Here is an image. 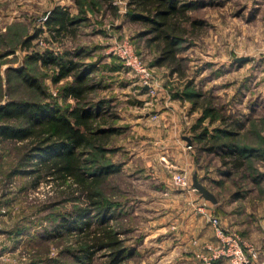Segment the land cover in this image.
I'll use <instances>...</instances> for the list:
<instances>
[{"label":"rangeland","instance_id":"1","mask_svg":"<svg viewBox=\"0 0 264 264\" xmlns=\"http://www.w3.org/2000/svg\"><path fill=\"white\" fill-rule=\"evenodd\" d=\"M19 1L8 2L5 7L18 10L0 19V103L37 101L60 112L75 105L76 100L63 93L72 77L54 81L57 68L35 56L46 57L50 51L66 57L68 51H85L79 59L71 56L94 66L89 76L96 87L85 102L98 109L99 116L109 117L116 129L108 143L86 150L83 158L104 167L105 177L97 189L109 206V224L130 251L118 264H205L201 254H208L206 247L214 239L174 240L173 233L180 230L171 225L181 214L167 213L162 204L167 199L161 186L166 182L161 179L164 173L172 175V190L187 189L190 173L215 190L223 209L206 198L197 203L189 195L184 214L188 216L190 210L208 219L199 209L203 207L216 215L224 227L257 249L250 264H264V0H180L191 6L185 12L190 20H183L186 32L176 39V60L162 64L151 31L153 16L142 12V19L132 18L140 11L131 0H73L75 31L56 37L44 23L52 0H23L22 10ZM36 32L22 47V41ZM124 41L149 68L152 91L115 50ZM21 70L38 80L42 93L23 81ZM174 99L188 102L194 112L185 135L191 144L184 138L191 154L189 172L169 165L168 157L153 150L158 147L162 154L165 149L156 131V105ZM137 118L140 129L132 130ZM13 124L26 122L20 119ZM229 131L239 144L259 146V154L238 157L226 147L209 148L214 135L225 137ZM39 144L0 138V264L84 263L85 220H91V230L97 219L93 212L81 215L88 199L73 177L60 178L43 170L42 162L50 156ZM235 160L243 165L232 167ZM178 174L187 185L176 183ZM226 197L235 202L228 204ZM232 211L238 214L236 226L234 220L221 217ZM72 218L78 223L69 229L65 222ZM150 233L152 239L145 238ZM105 252L96 250L92 264H102Z\"/></svg>","mask_w":264,"mask_h":264},{"label":"trees","instance_id":"2","mask_svg":"<svg viewBox=\"0 0 264 264\" xmlns=\"http://www.w3.org/2000/svg\"><path fill=\"white\" fill-rule=\"evenodd\" d=\"M137 11L132 18L142 19V12L152 15L151 28L154 40L161 49L159 63L176 60L177 37L186 32L183 20H190L186 10L191 6L180 3V0H131ZM184 18L181 19L180 16ZM145 18V17H144ZM78 22L76 17L63 7L56 6L45 19L47 30L54 37L75 31L73 26ZM196 24L195 22H191ZM36 33L28 35L21 46L24 47L28 41L35 37ZM46 57L35 56L44 65L57 68L54 81L71 76L72 80L63 86L64 95H69L76 100L75 105L66 107L63 112L60 108L48 103L29 101L22 99L7 100L0 103V138L3 140H32L33 144L39 142V149L49 151L50 158L43 161V170L56 174L60 178L73 177L85 193L87 210L82 213H94L97 219L96 226L89 230L91 220H85L88 227L87 240L83 248L86 251V260L80 264H92V255L96 250L104 249L106 259L102 264H118L126 258L130 251L124 245L117 231L109 224L106 216L109 206L102 202L101 193L97 185L105 177L104 167L101 164L93 165L90 160L83 158L86 150L101 148L103 144L110 141L113 133H116L113 124L109 123L107 116H99L98 109L87 106V96L92 92L96 84L89 76L94 66L85 64L78 59L86 53L77 49L66 52L65 56L54 55L47 51ZM70 55V56H69ZM20 77L29 86H33L42 93V86L38 80L21 70ZM82 102V103H81ZM24 120L26 125L13 124L17 120ZM226 136L214 135L212 150L220 147L229 149L228 153L236 152L238 157H252L259 154V146L241 145L235 140L234 133L226 132ZM255 151V152H254ZM255 154V155H258ZM236 159V158H234ZM243 165L242 160L233 162L234 168ZM106 168V167H105ZM80 215V216H81ZM75 218V217H74ZM66 220L65 224L70 229L74 227L77 219ZM64 224V223H63ZM78 225V224H77Z\"/></svg>","mask_w":264,"mask_h":264},{"label":"crops","instance_id":"3","mask_svg":"<svg viewBox=\"0 0 264 264\" xmlns=\"http://www.w3.org/2000/svg\"><path fill=\"white\" fill-rule=\"evenodd\" d=\"M13 4V0H0V19L2 17H6L8 13H15L18 9H16V5H20L19 9L23 8V3L24 1L21 0L19 1L18 4L14 5L16 8H10L8 9L5 7L7 3ZM73 5V0H52V5L49 8V13L56 7L60 6L63 8H66L67 10L70 11V14H72L71 9ZM17 18V17H16ZM3 30V28H0ZM166 102V101H165ZM164 100H161L157 105H156V110H159L158 112V122L155 124L156 131L159 136V140L163 141L161 145H163L164 150H162V154H160L159 148L154 147V153L158 154L159 156L168 157L169 165H174L179 169L185 170L186 172H189L191 169L190 162H191V154L189 149L187 148V143L184 140L186 137L185 135L188 134L189 128L192 126V123L194 122L193 120V115L194 112L190 111V104L186 101L183 103L178 100L174 99L173 101H170L168 104L165 103ZM149 103L146 101L145 104ZM146 107V106H145ZM190 112V113H189ZM193 112V115H192ZM140 118L135 119L134 123L135 125H132V130H137L140 129L138 121ZM147 120L144 119V123ZM156 135V133H155ZM185 141V142H184ZM161 148V149H163ZM144 149V148H143ZM142 149V150H143ZM146 155V151H144ZM149 157L151 156L150 153L147 154ZM165 157V158H166ZM151 179H154L156 175H151ZM196 176V173H190V184L192 185L193 179ZM200 177L198 176V179ZM162 181H166L164 184H161L162 186V192L165 198L163 199L162 204L166 205V211L167 213H175V214H181L180 218L176 219L175 222L172 223V228H176L177 230H180L179 233H173L174 240H192L193 238H197L196 240H213L215 237L213 236L212 228L208 222V219H206L204 216L198 215V214H190V210L187 211L186 216L185 213V200L186 198L190 195L194 199H197V203L201 202L202 199H205L202 194L198 191L194 192L195 190L191 185L185 188H178V190H172L171 185L172 184V175H167L163 174L161 177ZM218 179V178H215ZM200 181V180H199ZM204 184V183H203ZM205 185V184H204ZM206 186V185H205ZM208 189H210L208 186H206ZM212 188V187H211ZM180 189V190H179ZM211 192L215 195L217 201L216 204L219 205L223 209V202H221L220 198L218 197L217 193L215 190L210 189ZM191 197V198H192ZM228 204L234 203L235 199H230L229 197L227 198ZM222 203V204H221ZM191 208V207H190ZM188 208V209H190ZM192 209V208H191ZM212 209H215L213 207ZM218 212L219 208H217ZM217 213V212H216ZM249 213V212H248ZM218 214V213H217ZM220 214V213H219ZM226 215V217L224 216ZM221 217L228 219L234 220L233 224L236 226L237 224V217L238 214L234 211L232 212H227V214H224ZM230 216V218H229ZM160 229H163V227L160 226ZM153 233L145 235V238L152 239ZM172 238H170L171 240ZM217 264H226L225 260H218Z\"/></svg>","mask_w":264,"mask_h":264},{"label":"built area","instance_id":"4","mask_svg":"<svg viewBox=\"0 0 264 264\" xmlns=\"http://www.w3.org/2000/svg\"><path fill=\"white\" fill-rule=\"evenodd\" d=\"M114 48L123 58L125 64L142 77L144 86H147L152 91L150 70L143 63L140 55L134 52L130 42L124 41L115 45ZM174 179L180 185H187V181L180 174L175 175ZM199 209L208 215L215 236L214 240L209 242L206 247L208 254H201L205 264H212L221 259L225 260L226 264H250L256 260L258 251L253 245L249 244L234 231L224 227L219 217L208 214L203 207Z\"/></svg>","mask_w":264,"mask_h":264},{"label":"water","instance_id":"5","mask_svg":"<svg viewBox=\"0 0 264 264\" xmlns=\"http://www.w3.org/2000/svg\"><path fill=\"white\" fill-rule=\"evenodd\" d=\"M244 59L243 57L239 58ZM185 139L188 141V144H191V140L189 137H185ZM193 186L198 189V191L202 194V196L206 199L211 200L212 202L216 203L217 199L215 197V195L206 187L204 186L202 183H200L196 177H194L193 179Z\"/></svg>","mask_w":264,"mask_h":264}]
</instances>
